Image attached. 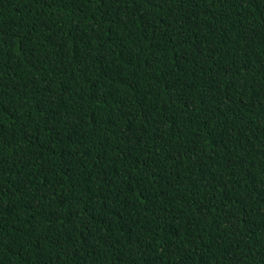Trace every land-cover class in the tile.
I'll list each match as a JSON object with an SVG mask.
<instances>
[{"label":"trees","instance_id":"trees-1","mask_svg":"<svg viewBox=\"0 0 264 264\" xmlns=\"http://www.w3.org/2000/svg\"><path fill=\"white\" fill-rule=\"evenodd\" d=\"M0 264H264V0H0Z\"/></svg>","mask_w":264,"mask_h":264}]
</instances>
